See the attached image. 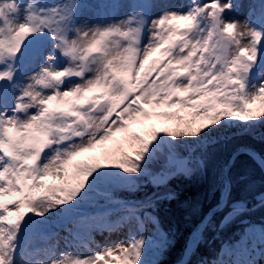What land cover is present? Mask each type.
<instances>
[{
    "label": "snow or ice",
    "instance_id": "snow-or-ice-1",
    "mask_svg": "<svg viewBox=\"0 0 264 264\" xmlns=\"http://www.w3.org/2000/svg\"><path fill=\"white\" fill-rule=\"evenodd\" d=\"M244 7L0 0V264H161L172 239L155 213L161 196L145 185L202 171L231 133L264 124V0L240 19ZM241 154L264 169V153L241 145L233 160ZM248 210L236 202L224 222ZM97 233L124 239L101 245ZM257 242L264 259V222L211 264H259L242 258Z\"/></svg>",
    "mask_w": 264,
    "mask_h": 264
},
{
    "label": "trees",
    "instance_id": "trees-1",
    "mask_svg": "<svg viewBox=\"0 0 264 264\" xmlns=\"http://www.w3.org/2000/svg\"><path fill=\"white\" fill-rule=\"evenodd\" d=\"M260 3V0H251ZM264 124L257 122L256 128L249 134L245 130H237L228 136L230 143L220 144L212 148L210 165L191 176L174 177L166 188L157 189L145 185L143 191L149 195L159 193L161 199L155 209L161 228L172 239L171 246L158 259L161 264H176L185 256V248L190 235L211 207L219 203L223 192L220 187L221 173L232 153L241 145H248L260 153H264ZM224 140V136L220 137ZM232 187L229 203L243 200L249 210L246 214L224 222L230 206L216 213L202 235V239L192 253L188 264L211 263L220 251L222 244L235 240L249 224L264 222V208L257 205L255 192L264 191V173L260 166L247 155H239L230 170ZM168 192L171 199L164 198ZM143 195V192L141 193ZM246 256V255H245Z\"/></svg>",
    "mask_w": 264,
    "mask_h": 264
},
{
    "label": "rangeland",
    "instance_id": "rangeland-1",
    "mask_svg": "<svg viewBox=\"0 0 264 264\" xmlns=\"http://www.w3.org/2000/svg\"><path fill=\"white\" fill-rule=\"evenodd\" d=\"M48 2L49 3H57L58 0H48ZM170 2L181 3L182 0H170ZM246 14H247V11H246V8L244 7L239 13H237L235 15H237L238 18H240V19H245L246 18ZM92 19H93V22H94L95 18L92 17ZM149 123H151V122H149ZM137 126L138 125H133V127L135 129H136ZM143 126H146V125H143ZM94 239H95V242L97 244L105 245V244L113 243V242L119 241L121 239H124V234L123 233H120V234H108V233L100 234V233H97L95 235ZM44 244H45V241L42 238H37L36 241H35V245L37 247H43ZM61 249L62 250H67V249H64L63 244H61ZM250 258L258 261L259 264H264V259L261 258V253H260V248L258 246V242H257L256 250H255V252L253 254H251Z\"/></svg>",
    "mask_w": 264,
    "mask_h": 264
},
{
    "label": "water",
    "instance_id": "water-1",
    "mask_svg": "<svg viewBox=\"0 0 264 264\" xmlns=\"http://www.w3.org/2000/svg\"><path fill=\"white\" fill-rule=\"evenodd\" d=\"M233 158L231 157V160H230V163L228 164L229 165V167L231 166V164L233 163ZM229 167H228V170H229ZM264 170V169H263ZM227 200H228V196H225L224 195V197L222 198V200H221V202L219 203V204H217L216 206H214L213 208H211V210L207 213V215L205 216V218L203 219V221L198 225V227H201L202 225H207V223H208V221H209V219L213 216V214L216 212V211H218V210H220V209H222L223 207H225L226 206V204H227ZM236 203V202H235ZM234 203V204H235ZM197 227V228H198ZM196 228V229H197ZM190 253L191 252H189V253H187V257H186V259L183 261V262H186L187 260H188V257L190 256ZM183 262H181L180 264H183Z\"/></svg>",
    "mask_w": 264,
    "mask_h": 264
}]
</instances>
